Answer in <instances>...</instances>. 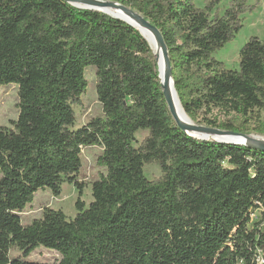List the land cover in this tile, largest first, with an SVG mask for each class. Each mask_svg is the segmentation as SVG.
<instances>
[{"label":"trees","instance_id":"16d2710c","mask_svg":"<svg viewBox=\"0 0 264 264\" xmlns=\"http://www.w3.org/2000/svg\"><path fill=\"white\" fill-rule=\"evenodd\" d=\"M104 1L160 32L194 123L264 135V41L243 45L239 70L213 57L241 30L245 0L223 14L213 13L220 0L203 9L193 0ZM88 68L103 116L75 128ZM10 84L19 114L13 129L0 127V264H45L27 261L41 247L59 254L52 264H264V151L178 128L151 48L132 26L64 0H0V87ZM88 147L102 149L106 173L86 207L77 176ZM147 164L159 179L145 177ZM64 184L78 193L73 219L44 208L22 223L38 190L59 197Z\"/></svg>","mask_w":264,"mask_h":264},{"label":"rangeland","instance_id":"374dc122","mask_svg":"<svg viewBox=\"0 0 264 264\" xmlns=\"http://www.w3.org/2000/svg\"><path fill=\"white\" fill-rule=\"evenodd\" d=\"M210 1L214 0H193V4L196 8L203 9L206 3ZM233 1L234 0H220V2L215 5L213 13L218 12L219 14H223ZM245 7L247 10L240 16L243 25L241 30L232 41L213 54V57L222 62L224 68L227 70H239L240 50L250 38L257 37L264 41V0H245ZM151 52L156 61L152 49ZM85 78L87 81V88L81 96V104L74 107L76 116L75 128L86 125L94 118L103 116L102 107L96 95L95 70L93 68L86 69ZM18 103V87L16 85L10 84L0 87V127L13 129L12 123L17 120L19 114ZM220 119L224 120L225 118L221 116ZM261 119H264L263 113L261 114ZM235 122L238 124V121ZM195 124L205 126L204 124H197L196 122ZM249 129H252V125ZM146 135V131H140L136 134L135 147L139 146ZM250 135L264 138V135H257L253 132ZM101 153L102 149L99 147H88L81 151V169L77 176V180L85 184L81 201L86 207L93 201L91 191L92 184L106 173L105 169L97 164V159ZM143 170L145 177L150 181L157 180L161 176V171L156 164H147L144 166ZM77 198L78 193L76 189L69 184H64L62 186V192L59 197H54L47 189L38 190L34 196L33 202L20 214L22 223L27 225L33 219L40 218L44 208L62 211L68 219H73L77 213L75 210ZM20 254L19 251L13 249L10 251L9 257L17 258ZM59 260V254L42 247L36 249L27 258L29 262L45 264L56 263Z\"/></svg>","mask_w":264,"mask_h":264},{"label":"water","instance_id":"95a60500","mask_svg":"<svg viewBox=\"0 0 264 264\" xmlns=\"http://www.w3.org/2000/svg\"><path fill=\"white\" fill-rule=\"evenodd\" d=\"M64 1L67 2L68 4L72 5V6L76 7V8H79V9H88V10H95V11L103 12V13H105V14L113 17V18L119 19V20L129 24L130 26H132L129 22H127L123 19H120L118 17H114L113 15L108 13L105 10V8H111L113 10L122 11V12L126 13L128 16L132 17L133 19L140 21L142 27H144L145 29H148L149 31H151L156 36V40L159 44V47L162 50V57H163V62H164V75L165 76H164V79L162 81H160L162 92H163V95H164V98L166 101L167 108L169 110V113H170L173 121L175 122L177 127L180 128L182 131H184L186 134H188L192 137H195L199 140L214 141V142H218V143H222V144L243 145V146H246L249 148L264 151V138H262L260 136L246 135V134H242V133H235L232 131H224V130H220V129H216V128H210V127L201 126V125H187V124L181 123L178 120V118L175 114V111H174V104H173L172 96L169 93V87L171 86L172 90L174 91V93L177 96V93L174 89L172 76H171V67H170V61H169V56H168V51H167L166 45L163 41V38H162L160 32L156 28H154L150 24V22H148L141 14L130 9L129 7L122 6V5H120L116 2H113V1H104V0H64ZM132 27L134 29H136L134 26H132ZM136 30L143 37L142 33L138 29H136ZM147 43H148V41H147ZM157 65H158V63H157ZM158 71H159V65H158ZM159 76H160V72H159ZM177 98H178V96H177ZM190 133H201L205 136H233V137H237V138L241 139L242 143H227V142L219 141L216 139H204V138H199V137L193 136Z\"/></svg>","mask_w":264,"mask_h":264},{"label":"bare ground","instance_id":"6f19581e","mask_svg":"<svg viewBox=\"0 0 264 264\" xmlns=\"http://www.w3.org/2000/svg\"><path fill=\"white\" fill-rule=\"evenodd\" d=\"M105 10L110 13L111 15H113L114 17H118L120 19H123L127 22H129L132 26H134L136 29H138L143 37L148 41L153 54L156 57V61L159 65V72H160V76L159 79L160 81H162L164 79V62H163V57H162V50L159 47V44L156 40V36L149 31L148 29H145L144 27H142L140 21L133 19L132 17L128 16L126 13L122 12V11H118V10H113L111 8H105ZM169 93L172 96V100H173V104H174V111L175 114L178 118V120L183 123V124H187V125H196L183 111L180 102L176 96V94L174 93V91L172 90L171 86L169 87ZM193 136L199 137V138H204V139H216L219 141H223V142H227V143H242V140L237 138V137H233V136H205L201 133H190Z\"/></svg>","mask_w":264,"mask_h":264}]
</instances>
